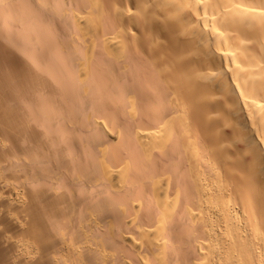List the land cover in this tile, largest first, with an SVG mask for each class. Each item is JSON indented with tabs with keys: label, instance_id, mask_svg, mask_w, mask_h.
<instances>
[{
	"label": "bare ground",
	"instance_id": "6f19581e",
	"mask_svg": "<svg viewBox=\"0 0 264 264\" xmlns=\"http://www.w3.org/2000/svg\"><path fill=\"white\" fill-rule=\"evenodd\" d=\"M0 264H264V0H0Z\"/></svg>",
	"mask_w": 264,
	"mask_h": 264
}]
</instances>
